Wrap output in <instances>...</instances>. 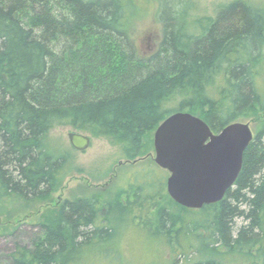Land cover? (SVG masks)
I'll use <instances>...</instances> for the list:
<instances>
[{"label":"trees","instance_id":"trees-1","mask_svg":"<svg viewBox=\"0 0 264 264\" xmlns=\"http://www.w3.org/2000/svg\"><path fill=\"white\" fill-rule=\"evenodd\" d=\"M131 3L0 0V215L45 203L64 184L72 157L49 148L56 128L105 139L130 162L147 154L152 133L173 113L198 116L219 133L262 105V10L236 1L201 21L200 35L176 12L163 20L158 51L141 60L128 31ZM257 126L221 202L201 210L178 205L167 193L168 173L158 177L151 164L127 188L66 200L42 214L44 237L17 245L9 264H121L122 230L145 219L156 221L165 242H176L177 260L186 264L196 260L192 240H201L208 257L189 264H220L232 255L264 264V119Z\"/></svg>","mask_w":264,"mask_h":264},{"label":"rangeland","instance_id":"rangeland-1","mask_svg":"<svg viewBox=\"0 0 264 264\" xmlns=\"http://www.w3.org/2000/svg\"><path fill=\"white\" fill-rule=\"evenodd\" d=\"M244 1L251 6L264 12V0H132L128 16V31L133 42L136 55L139 59H147L155 54L163 40L164 22L175 18L174 13L179 15L176 19L185 21V27L191 33L200 35V22L208 18L215 19L223 8L236 2ZM246 4V5H247ZM248 6V5H247ZM220 76L211 90L215 92L220 86ZM257 87L264 105V64L258 72ZM210 90V91H211ZM262 105L256 107L252 115L239 119L237 122L248 123L256 136L258 122L264 119ZM172 109H178L173 105ZM71 132H79L72 127L65 126L54 129L50 133L49 148L51 151L58 150L69 152L72 161L66 167L64 184L57 193H54L45 203L36 202L30 205L21 204L11 214L0 215V258L1 264H9L8 256L16 249L17 245L32 247L37 239L44 237L39 226V221L45 212L56 209L66 200H73L98 192L114 193L118 189L127 188L133 182L135 174L144 172L148 166L154 163V133H152L151 149L138 161L128 162L121 148L110 144L101 138H92L90 148L84 152L76 151L70 144L68 135ZM161 170V169H159ZM158 177L163 175L158 169L155 170ZM156 221L149 223L147 219L139 226H128L121 232L119 249L121 264H186L183 256L178 257L179 247L167 243L159 236ZM200 233V231H198ZM182 243L184 242L181 241ZM193 246L191 252L194 260L198 262L205 257L200 253L203 248L201 240L190 241ZM184 244V243H183ZM188 250V244H184ZM216 247V246H214ZM218 248V247H216ZM176 250V251H174ZM218 251L226 252L224 248ZM192 257V258H193ZM189 261L187 264L192 263ZM220 264H252L246 257L227 256L220 260Z\"/></svg>","mask_w":264,"mask_h":264},{"label":"water","instance_id":"water-1","mask_svg":"<svg viewBox=\"0 0 264 264\" xmlns=\"http://www.w3.org/2000/svg\"><path fill=\"white\" fill-rule=\"evenodd\" d=\"M68 138L79 152L92 144L87 134L71 132ZM254 139L248 123L235 122L215 133L191 113L168 116L154 133V162L169 173L170 198L191 210L221 202L237 182L244 154Z\"/></svg>","mask_w":264,"mask_h":264}]
</instances>
